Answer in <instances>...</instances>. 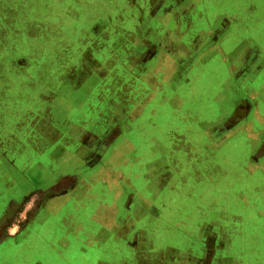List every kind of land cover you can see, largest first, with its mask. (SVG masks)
Listing matches in <instances>:
<instances>
[{
	"label": "crops",
	"instance_id": "crops-1",
	"mask_svg": "<svg viewBox=\"0 0 264 264\" xmlns=\"http://www.w3.org/2000/svg\"><path fill=\"white\" fill-rule=\"evenodd\" d=\"M157 3L151 8H137V21L131 24L139 37L154 32L155 39L148 44V51L138 58L137 68L143 77H138L136 85V93L152 95V101L142 104L137 97V102L126 109L114 108L121 115L125 113L124 116L139 112L131 122L126 118L113 125L100 118L86 141L88 162L73 152L54 159L58 167L54 172L41 162L31 161L25 167L20 173L24 174L25 186L20 187L19 183L25 197L49 181H54L52 187L56 182L59 184L62 174L76 173L80 180L48 200L43 210L29 220L30 225L36 223L35 233L43 238L65 243L71 264L78 258L73 256L76 246L82 245L84 254L89 255L90 249L95 250L98 240L103 238L104 242L130 247L129 252H120L121 264L128 254L133 256L134 264H144L135 258L141 253L134 250L132 243L144 233L145 221L162 219V212L152 207L156 202L173 204L171 213H175L178 205L175 197L182 190L175 182L179 171L177 147L186 143L194 145L185 152V157L198 186L209 185L214 190L225 185L234 197L246 199L243 192H237L240 186L236 187L246 183L255 185L253 190L258 195L256 202L246 203L251 207L252 217L238 214L235 209L233 214L228 212V206L236 208L237 204L227 201V207L225 202L220 205L221 212H211L207 221H200L217 226L200 236L206 250L199 254V262L195 264H264V33L257 34L260 29L255 23V16L262 12L257 10L256 0H158ZM129 14L132 13L123 15ZM155 69L159 70L157 76ZM150 71L153 76L149 79ZM104 109L110 110L109 104H104ZM141 134L144 137L140 144ZM213 141L221 144L220 149L212 153L204 151L203 146ZM242 141L244 151L237 146ZM224 142L226 145L222 146ZM159 145L164 148L161 153L155 151ZM143 152L148 155L147 161L140 160ZM70 157L76 159L71 170L63 163ZM139 163L145 167L138 166ZM162 163L164 167L159 165ZM214 163L215 171L211 172L208 165ZM187 195L194 198L191 192ZM83 196L87 202L81 204ZM171 233L166 236L173 249L180 252L183 247L176 245L178 238L192 239L195 233L200 234L189 231V235L181 236L176 230ZM32 235L30 231L19 241L17 237L15 241L7 237L0 245V264H15L6 258L29 246L31 240H26ZM143 253L149 256L152 252ZM34 255L25 256L30 261L27 264L47 263L42 252ZM86 255L79 256L77 262ZM62 262L68 263L59 260V264Z\"/></svg>",
	"mask_w": 264,
	"mask_h": 264
},
{
	"label": "rangeland",
	"instance_id": "rangeland-1",
	"mask_svg": "<svg viewBox=\"0 0 264 264\" xmlns=\"http://www.w3.org/2000/svg\"><path fill=\"white\" fill-rule=\"evenodd\" d=\"M157 2L158 0H0V245L7 237H13V241L17 237L19 241L27 237L30 231L34 234L26 240H31L29 246L20 248L6 259L15 264H27L30 261L25 256H33L40 251L46 264H59V260L71 264L68 246L56 239L38 235L35 233L37 224L30 225L29 220L43 210L48 200L55 199L56 194L79 184L78 175L72 172L62 174L59 184L56 182L52 187L51 183L54 181H49L42 189L32 190L25 197L19 188V183L20 187L25 186L24 174L20 173H23L31 161L41 162L53 172L57 171L54 159L73 152H78V156L80 154L82 160L88 162L90 157L86 141L93 125L100 122V118L108 119L113 125L115 121L118 123L123 119L131 122L139 112L124 116L125 113L121 115L114 108L118 106L126 109L137 102V97L142 104L152 101V95H138L136 85L138 77H143L141 70L137 68L138 58L148 51V44L155 39L154 32L150 31L145 37H139L131 24L137 21V8H151ZM256 2L257 10L262 12L255 16V23L260 29L258 34L264 33V0ZM125 12L132 14L123 15ZM139 34L142 36L143 33ZM139 38L141 43H138ZM157 69L154 70V76H157ZM151 72L147 77L149 79L153 76ZM104 104H109L110 110H105ZM139 136L140 139L144 137L143 134ZM142 142L143 139L140 144ZM178 145L177 151L180 153L177 170L181 173L178 171L175 182L178 189L182 190L175 197L178 204L175 213H171L173 204L153 203L152 207L162 212V219L157 222L152 216L154 221H145L144 233L132 243L134 250L141 253L135 258L144 264L199 262V254L206 250L201 245L200 236L217 226L213 224L211 227L200 221H207L211 212H221L223 209L220 205L225 202L227 207V201L237 204L236 208L228 206V212L233 214L235 209L238 214L251 216V207L246 203L257 201L258 195L253 190L255 185H236L237 189L240 186L237 192H243L246 199L234 197L233 192L225 188V185H219L214 190H210L209 185L205 188L198 186L188 170L185 157V152L192 150L194 145ZM224 145L226 142L222 144ZM220 146V143L213 141L205 144L203 149L212 153L219 150ZM237 146L244 151L243 141ZM155 151L161 153L164 148L159 145ZM144 152L140 160L147 161L148 155ZM74 162L76 159L71 157L67 162L63 161L70 170ZM159 165L164 167V163ZM138 166L145 167L142 163ZM208 168L211 172L215 171V163L213 166L208 165ZM154 171L155 169L152 170L153 173ZM242 187L246 190L241 189ZM189 192L193 194V199L187 195ZM80 201L81 204L87 202L85 196ZM173 229L181 236L189 235V231L201 235L195 233L192 239L178 238L176 245L183 247L180 252L173 249L170 238L166 236L172 234L175 231ZM71 230L74 233L73 227ZM160 231L163 232L159 233ZM219 238H222V233ZM103 239L98 240L95 250L90 249V256L86 255L88 253L84 254L82 245L76 246L73 256L79 258L86 255L87 260L84 257L79 263L76 258L75 264H121L120 252H129L130 247L121 243L116 245L110 241L104 242ZM92 246L91 244L90 247ZM84 248L88 249L86 245ZM146 251L152 252L151 255L143 253ZM192 256L196 257L191 260ZM127 260L122 264H134L133 256L128 254ZM35 263L44 264L42 261Z\"/></svg>",
	"mask_w": 264,
	"mask_h": 264
},
{
	"label": "flooded vegetation",
	"instance_id": "flooded-vegetation-1",
	"mask_svg": "<svg viewBox=\"0 0 264 264\" xmlns=\"http://www.w3.org/2000/svg\"><path fill=\"white\" fill-rule=\"evenodd\" d=\"M127 258H128V256H127ZM125 260L128 261L127 259H124L123 261H125Z\"/></svg>",
	"mask_w": 264,
	"mask_h": 264
}]
</instances>
